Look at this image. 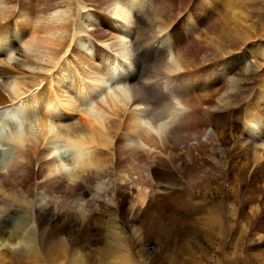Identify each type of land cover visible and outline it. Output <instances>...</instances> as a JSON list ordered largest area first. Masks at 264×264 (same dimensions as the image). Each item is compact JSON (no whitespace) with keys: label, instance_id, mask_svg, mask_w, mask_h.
I'll return each instance as SVG.
<instances>
[{"label":"bare ground","instance_id":"6f19581e","mask_svg":"<svg viewBox=\"0 0 264 264\" xmlns=\"http://www.w3.org/2000/svg\"><path fill=\"white\" fill-rule=\"evenodd\" d=\"M29 1L0 0V264H91L101 235L102 264H135L116 223L125 200L154 208L140 221L180 223L191 203L182 194L154 203L148 189L171 196L161 174L176 178L174 160L196 163L194 152L214 144L247 153L240 167L264 179V73L225 138L224 112L251 74L247 53L232 52L249 38L236 18L246 0L224 2L237 39L207 26L229 44L218 48L201 27L222 0H197L177 22L160 0H36L33 10ZM248 49L264 57L261 44ZM12 61L37 71L29 83ZM101 200L104 218L90 214Z\"/></svg>","mask_w":264,"mask_h":264},{"label":"rangeland","instance_id":"374dc122","mask_svg":"<svg viewBox=\"0 0 264 264\" xmlns=\"http://www.w3.org/2000/svg\"><path fill=\"white\" fill-rule=\"evenodd\" d=\"M35 1H29L32 10L35 8ZM160 1L163 4L165 2L166 6L172 7L170 14L175 22L180 21L186 11L192 10L197 3V0H185L184 5L186 6L181 5V3L172 6L169 0ZM225 1L229 0H222L223 4L215 7L214 12L208 18L209 21L201 27V31L207 36V39H213L210 41L204 38L205 41L215 48H218L219 42L223 45L229 44L219 38L217 33L207 34L209 24L215 22L218 25L217 32L223 30L226 36L229 34H231L229 35L231 38L237 36L236 33L233 34L234 25L224 15ZM260 1L258 4L253 2L250 4L248 3L250 1L246 0L245 8L244 5L240 6L244 9L240 8L238 12L234 9L238 23L248 33L249 38L244 41L245 44L240 46V49L239 41L241 42V40L235 41L232 52H238L237 57L239 55L244 57L243 53H247L248 58H243V63L251 69V74L248 80L244 82L235 103L224 112V118L227 117L225 118L226 125L229 126V130H225L226 139L237 134L242 127L241 117L247 99L250 98L264 73V57L252 53L248 49L255 44H261L264 50V0ZM29 10L31 11V9ZM240 12L243 14L241 13L239 17L237 15ZM11 21L13 22L12 19ZM133 22V15H131L129 18L130 25ZM222 56L227 57L225 54ZM11 64L17 75L18 72L20 73L19 78H22L21 74H25L23 78L26 83H29V77H32L31 73L32 75L37 73L36 70L29 69L30 67L25 64L23 66L19 61H12ZM38 73L43 72L39 70ZM111 86L113 87V85ZM39 87L41 86L36 88ZM1 92L6 95V91L1 90ZM61 118L65 120V116H61ZM66 121L78 124L80 122L79 115L71 113L66 117ZM219 128L217 127L218 130H220ZM60 144L63 146L64 143L60 142ZM62 146L60 152L63 154L65 162L68 163L67 160L70 155L67 151H65L67 153L64 152L65 148ZM230 146L228 144L221 146L214 144L208 147L206 152L196 151L194 152L196 163L187 159L182 163L174 160V165L178 169V171L176 170V178L163 179L165 177L161 174V181L164 180V183L175 187V190L171 191V196H167L168 190L160 189L159 185L156 189H148L147 199H152L154 203L168 198H174L176 201L180 199L177 196L181 194V199L191 203V212L187 218L186 216L183 218V221L180 219V223L171 224L168 218L165 222L153 224L149 220L140 221L137 215L141 218L148 217V215L152 216L155 212L154 208L144 212V206L137 208L138 205L132 202L133 199L127 198L125 200L122 211L123 219L117 220V218L116 221L118 222L116 223L121 226L122 233L126 236L127 243H125L129 247V254L135 264H234L235 261L236 264H264V179L260 178L259 174L255 173L256 171L253 172L252 168L246 170V168L240 167L238 161L244 162L247 153L242 157L240 150L239 156H237L236 147ZM112 189H119V184ZM119 191L123 197H128L132 188H120ZM98 204L100 206L97 205L90 214L99 213L103 217L106 210L105 204L102 200ZM244 230L246 231L245 235H243ZM103 237L101 235L100 241L95 243L92 241L89 247L92 250L91 264H102V256L100 258V255L93 249L104 247L107 244V240ZM234 243L236 247H234ZM89 251L86 249L87 253Z\"/></svg>","mask_w":264,"mask_h":264}]
</instances>
